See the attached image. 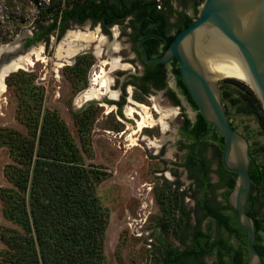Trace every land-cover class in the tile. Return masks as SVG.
<instances>
[{
    "label": "rangeland",
    "instance_id": "obj_1",
    "mask_svg": "<svg viewBox=\"0 0 264 264\" xmlns=\"http://www.w3.org/2000/svg\"><path fill=\"white\" fill-rule=\"evenodd\" d=\"M157 1L161 5L159 10H164L169 3L172 9L181 8L194 17L204 2L198 0L196 10L192 0L186 1L185 5L182 0ZM48 4L49 0H39L38 4L35 0H0V47L17 41L25 42L28 35L33 36L42 25L48 26L52 19L43 18L40 14V7ZM70 30L92 31L97 39L88 49L66 59L60 56V48ZM128 31L126 21L109 29L91 20L71 23L59 36L56 31L49 35V40H37L27 48L28 51L32 48L42 50L39 58L34 56L30 65L21 68L30 75H14L8 79V76L16 72L13 71L6 77V89L0 95V264L2 252L7 249L2 229L24 230L4 214L2 193L14 188L6 176V169L9 164L16 162L7 139L14 131L28 135L30 127L23 117L25 113L29 115L34 110L28 107L25 111V107L27 103H33L29 106L34 107V103L38 101L42 102L43 110L56 112L65 121L80 149L84 165L104 173L105 178L97 185V195L109 217L105 234L107 262L162 264L163 250L158 243L161 234H164L163 237L171 245L182 246L178 226L183 223L182 212H189L195 206L197 193L193 190L195 186L190 172L185 167L186 145L192 141L183 139L180 130L185 115L194 120L195 110L183 98L181 105H175L164 92L151 91L145 94L133 83L125 85V80L130 77L129 72L134 73L133 64L128 60L134 56L128 41ZM102 36L105 37V42L100 44ZM98 45H101L100 54L97 53ZM113 59L120 62V66L115 69H112ZM102 69L114 80L113 90L123 89L125 100L122 101L121 94L115 98L122 101V111H119V104L105 100L113 99L108 95L79 100L81 94L94 84V78ZM223 79L218 80L220 90ZM168 84L175 87L172 76L169 77ZM141 105L148 107L155 120L161 117L157 107L176 108L178 115L167 120L170 123L167 130H163L160 123L139 129V121L142 120ZM130 106L138 110L133 117L127 112ZM224 107L226 109L225 104ZM230 121L242 135L250 134L261 144L264 143L255 115L239 114ZM155 141L159 145H155ZM252 144L253 140L250 141V145ZM213 149L210 145L204 153L212 159V168L215 170L218 168V161L213 158ZM210 177L213 183L219 182L216 171ZM215 193L219 201H225L224 186H217ZM164 225H167V230ZM203 225L204 229L217 230L209 219ZM222 234L228 238L226 232ZM260 235L264 245V230ZM229 240L235 246L240 244L235 238ZM214 259L211 255L205 261L211 263Z\"/></svg>",
    "mask_w": 264,
    "mask_h": 264
},
{
    "label": "trees",
    "instance_id": "obj_2",
    "mask_svg": "<svg viewBox=\"0 0 264 264\" xmlns=\"http://www.w3.org/2000/svg\"><path fill=\"white\" fill-rule=\"evenodd\" d=\"M204 1V0H202ZM36 4L39 0H35ZM147 0H49L40 7L43 18L52 19L48 26L42 25L34 35L27 39V46L58 32V36L71 23L91 20L109 29L112 25L124 22L126 16L138 8L137 3ZM194 8L197 10V0ZM152 6L145 13L159 21L165 20L163 14H156L161 5L150 0ZM165 6L171 5L168 3ZM193 18L186 16L185 24L170 41L188 25ZM164 51L159 54V57ZM173 73L178 86L197 110V106L182 81L177 62ZM30 75L19 69L14 75ZM139 87L149 92L150 86L158 89L167 87L163 63L149 67L139 79ZM176 102L179 99L170 91ZM221 95L226 112L231 119L239 114L255 115L264 136V107L256 92L246 82L227 77L221 85ZM34 110L25 113L24 121L29 125L28 135L14 131L7 139L12 149L15 163L8 165L6 176L14 188L2 193L5 216L23 227L3 228L2 238L7 249L2 252L1 264H109L105 255V234L109 217L97 195V185L104 173L84 165L79 147L75 144L65 121L56 113L42 109V102L34 103ZM233 125V124H232ZM234 127V125H233ZM235 128V127H234ZM236 129V128H235ZM183 130L188 140L186 145L185 167L193 180L196 191L195 206L184 211L183 223L178 226L180 246L168 243L161 234L158 243L162 247V264H209L206 257L214 256L211 264H248V235L239 225L237 211L230 204L238 175L227 170L223 164L224 137L198 113L192 121L185 115ZM254 144L250 147L252 161L250 176L253 180L252 191L246 206L252 216L256 230L255 246L264 259V245L260 232L264 230V143L255 136L246 135ZM213 146V158L218 168L213 170L212 159L205 155L207 147ZM219 175L217 184L211 181L210 174ZM217 186L226 189L225 201H219L215 193ZM191 214V215H190ZM193 215V219H192ZM195 219V220H194ZM209 219L216 227L204 229V221ZM194 220V222L192 221ZM167 230V225H164ZM218 231V232H217ZM222 232H226V238ZM235 238L240 244L235 246L229 240ZM246 255V256H245ZM228 256L229 260L225 259Z\"/></svg>",
    "mask_w": 264,
    "mask_h": 264
},
{
    "label": "water",
    "instance_id": "obj_3",
    "mask_svg": "<svg viewBox=\"0 0 264 264\" xmlns=\"http://www.w3.org/2000/svg\"><path fill=\"white\" fill-rule=\"evenodd\" d=\"M17 42L0 47V78L5 76L4 80L12 72V59L28 51L26 41ZM142 48L149 63L166 64L176 58L182 81L197 106L195 113L224 137L223 164L238 175L229 202L248 235V264H264L255 246L254 220L246 209L253 185L250 141L233 127L218 81L224 76L247 81L264 107V0H204L197 17L175 36L162 56L150 59L143 43Z\"/></svg>",
    "mask_w": 264,
    "mask_h": 264
},
{
    "label": "flooded vegetation",
    "instance_id": "obj_4",
    "mask_svg": "<svg viewBox=\"0 0 264 264\" xmlns=\"http://www.w3.org/2000/svg\"><path fill=\"white\" fill-rule=\"evenodd\" d=\"M186 1L188 2V0H182V3H184L185 5L187 3ZM192 1H193L192 3L193 7H194L196 0H192ZM137 4H138V8L135 9L132 14L126 16L124 20L128 24V30H129L127 33L128 41L131 45L130 49H132V53L134 54L132 58H128V60L133 64L132 67L134 68V73L131 71L129 72L130 77H128L125 80V85H127V83H129V85L133 83L134 85H136V87L139 86V84L141 83L139 79L146 73L147 69L149 67H153L156 65V63H149L145 60V51H144V48H142V43L144 44L145 49L150 59L158 58L161 52L164 51L165 53L166 50L169 48V45L171 43L169 37L172 35H175L178 32L179 28L185 24L184 22L186 20V16H189L195 19L199 13L197 12L194 17L193 15L188 14L181 8L176 10V9L170 8L169 6H165L162 12L158 10L153 11L156 14L164 15L165 20L159 21L157 18H155L152 15V13H147V14L145 13V11L152 6V4L150 3V0H147L146 3H137ZM158 9H160V7ZM117 24H120V23H117ZM30 37L32 36H29L28 38ZM27 39L25 42V46L29 47L30 45L27 46ZM176 62L177 60L176 58H174L169 63L164 64L166 80H167L166 88L158 89L154 85L148 84L150 86L149 92H143V89L140 88L141 91L145 94H149L151 93V91L164 92L166 96L170 99V101L174 103L175 105H181L182 98L185 99L189 104H191L187 96L183 93V91L178 86V79L173 73V67ZM170 76L173 77L174 86H175L174 88L170 87L168 84V79ZM114 86L115 84L113 83L112 87ZM124 89H125V86H124ZM170 91L175 92L176 97L180 101L179 103L176 102V99L173 98V96L170 94ZM122 93H123V89L121 88V90H119V95L120 94L122 95ZM122 96H123L122 101H124L126 96L124 95ZM105 100L108 101L109 103L119 104V111H122V107H123L122 101H117L115 98L105 99ZM194 110L196 111V109ZM195 114L196 115L193 121L196 120V116L198 113H195ZM180 133L183 139L188 140L187 136L184 133L183 127L180 130ZM225 259L228 262L229 257L226 256ZM226 264H234V263L232 260V262L230 263L228 262Z\"/></svg>",
    "mask_w": 264,
    "mask_h": 264
},
{
    "label": "bare ground",
    "instance_id": "obj_5",
    "mask_svg": "<svg viewBox=\"0 0 264 264\" xmlns=\"http://www.w3.org/2000/svg\"><path fill=\"white\" fill-rule=\"evenodd\" d=\"M96 38V35L94 32L89 31H77V30H70L67 34V39L64 41V43L61 44L60 48V56L64 57L66 59L73 57L75 54H77L81 50L88 49L91 44L94 42ZM98 41V40H97ZM105 42V37L102 36L100 38V44ZM15 46H17L15 44ZM101 45L97 46V53H101ZM15 48V47H14ZM0 49V53H1ZM14 51V49H12ZM17 50V49H16ZM42 50L41 49H35L32 48L29 51L25 52L24 54L17 55L15 58L12 59L11 64V70L10 71H17L21 68H25L27 65H30L33 62V57L36 56L39 58L41 56ZM125 65V64H124ZM120 66V62L118 59H113L112 61V69H115ZM128 67V66H127ZM5 76H1L0 78V95L5 91L6 84L4 80ZM225 77H231L236 78L242 81H245L243 79H240L238 77H232V76H224L219 78H225ZM94 84L87 90H85L79 100L83 101L85 99H93V98H101L102 96H110L112 98H117L119 95V91L113 90L112 85L114 80L107 76L104 69H102L101 73L96 76L93 80ZM92 82V83H93ZM247 82V81H246ZM142 107V120L139 121V129H144L147 126H154L157 123H160L162 125L163 130H167L169 128V122L167 120L174 119L178 114V110L175 108H168L163 109L160 107H157L158 110L161 113V117L159 120H155L153 116L148 111V107L146 105H141ZM138 110L135 107H128L127 112L130 117L134 116V113ZM155 145H159V142H154Z\"/></svg>",
    "mask_w": 264,
    "mask_h": 264
}]
</instances>
